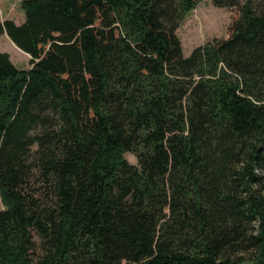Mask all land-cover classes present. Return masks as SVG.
Instances as JSON below:
<instances>
[{
	"label": "trees",
	"instance_id": "1",
	"mask_svg": "<svg viewBox=\"0 0 264 264\" xmlns=\"http://www.w3.org/2000/svg\"><path fill=\"white\" fill-rule=\"evenodd\" d=\"M198 1L0 21L31 64L0 51V264H264V0L184 56Z\"/></svg>",
	"mask_w": 264,
	"mask_h": 264
},
{
	"label": "rangeland",
	"instance_id": "2",
	"mask_svg": "<svg viewBox=\"0 0 264 264\" xmlns=\"http://www.w3.org/2000/svg\"><path fill=\"white\" fill-rule=\"evenodd\" d=\"M21 0H0V21L11 19L15 23L24 20L20 6ZM233 17L230 9L214 6L212 0H199L177 28V35L182 44V53L188 56L192 49L213 38L228 35V25ZM0 51L9 55L12 63L20 69H28L30 56L19 49L5 34H0ZM0 198V208H3Z\"/></svg>",
	"mask_w": 264,
	"mask_h": 264
},
{
	"label": "water",
	"instance_id": "3",
	"mask_svg": "<svg viewBox=\"0 0 264 264\" xmlns=\"http://www.w3.org/2000/svg\"><path fill=\"white\" fill-rule=\"evenodd\" d=\"M124 157L132 165H135L137 163L136 157L131 152H126Z\"/></svg>",
	"mask_w": 264,
	"mask_h": 264
},
{
	"label": "crops",
	"instance_id": "4",
	"mask_svg": "<svg viewBox=\"0 0 264 264\" xmlns=\"http://www.w3.org/2000/svg\"><path fill=\"white\" fill-rule=\"evenodd\" d=\"M22 23V22H21ZM18 24H20V23H18Z\"/></svg>",
	"mask_w": 264,
	"mask_h": 264
}]
</instances>
